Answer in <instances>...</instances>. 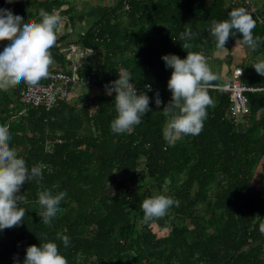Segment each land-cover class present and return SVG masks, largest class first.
I'll return each instance as SVG.
<instances>
[{
    "label": "trees",
    "instance_id": "trees-1",
    "mask_svg": "<svg viewBox=\"0 0 264 264\" xmlns=\"http://www.w3.org/2000/svg\"><path fill=\"white\" fill-rule=\"evenodd\" d=\"M92 1L104 5L89 25L79 12V0H0V8L24 22H39L41 9L57 13L69 27L68 33L57 35L54 46L60 52L57 45L67 48L66 66L72 47L95 51L78 71L81 85L100 91L124 68L137 93L149 96L152 111L129 133L114 134L115 94L83 95L46 111L16 108L22 103L23 83L0 91V125L9 128L10 147L29 168L39 164L43 172L39 184L32 181L21 188L28 201L20 205L26 212L21 225L0 231V264H23L27 247L46 242L58 245L67 264H264V235L259 232L264 222V92L248 93L249 114L234 119L228 117L230 97L209 89L213 105L199 135L172 144L162 135L167 118L161 111L171 99L167 82L172 70L161 57L200 54L224 66V79L217 75L216 85L229 80L233 53L242 52L236 40L242 36L230 37L228 51L221 52L208 28L213 20L228 19L231 10L246 9L245 1L114 0L112 6L105 5L108 0ZM248 13L255 20L253 36L260 41L251 50V62L244 66V60L239 67L243 65L245 84L262 87L264 77L252 66L255 57L264 59V24ZM188 28L196 36L193 47L183 50L179 36ZM6 44L0 42V52ZM56 184L53 192L67 195L47 226L39 217L37 193ZM160 194L179 205L163 218L143 223L142 201ZM58 235L69 237L67 248Z\"/></svg>",
    "mask_w": 264,
    "mask_h": 264
},
{
    "label": "clouds",
    "instance_id": "clouds-1",
    "mask_svg": "<svg viewBox=\"0 0 264 264\" xmlns=\"http://www.w3.org/2000/svg\"><path fill=\"white\" fill-rule=\"evenodd\" d=\"M14 0H6L13 3ZM39 22L27 21L8 9L0 8V42H7L0 52V91L16 87L23 83L35 87L42 79L49 76L50 66L54 64L50 49L56 45L57 31L63 18L55 12L39 11ZM255 20L245 8H236L229 12L228 19L211 22L208 31L213 38L218 51H228L225 47L230 37L239 33L242 38L236 40L237 45L247 46L256 51L259 37L253 36ZM196 34L188 28L180 33L179 39L184 41L182 49H191V41ZM161 59L165 67L171 69L167 89L171 92L170 101L164 105L163 115L167 118L162 130L164 140L172 144L189 135H199L207 116V108L213 105L209 89L217 87L214 83L219 77L207 65L200 54L188 52L186 58L176 55H165ZM252 68L264 77V59L257 60ZM239 77L242 69L238 68ZM119 78L105 85L106 95H114L116 117L110 123L114 134L129 133L134 126L142 123V117L152 110L149 107L150 98L146 92L137 93L136 85L128 70L121 68ZM151 91L150 85H145ZM155 104H162L159 93H156ZM11 135L9 128L0 125V231L19 227L26 215L21 204L27 203L25 195L20 191L24 184L43 179L41 165L29 168L26 161L18 157L17 151L10 147ZM167 181L165 190H167ZM53 188L37 193L36 203L40 206L39 217L43 224L51 226L56 217L61 201L66 197L65 191L54 193ZM179 202L171 197L160 194L146 198L141 203L142 222L153 223L163 218L172 206ZM259 232L264 235V222L259 224ZM64 247L70 240L66 235H58ZM18 264V262H17ZM23 264H67V259L61 255L55 242H46L39 247L31 245L26 248Z\"/></svg>",
    "mask_w": 264,
    "mask_h": 264
},
{
    "label": "built area",
    "instance_id": "built-area-1",
    "mask_svg": "<svg viewBox=\"0 0 264 264\" xmlns=\"http://www.w3.org/2000/svg\"><path fill=\"white\" fill-rule=\"evenodd\" d=\"M244 4L248 12L256 16L257 22L264 24L262 17L257 13V9L247 0ZM94 55L95 51L93 50L80 51L72 47L70 49V55L66 58L67 60H71V63L66 66L67 70H49V76L42 79L41 84L35 87L24 85L20 96L22 103L32 107H44L46 111H49L59 102L68 101L71 97L72 86L81 85L83 82L78 73L80 67L87 64L88 59ZM238 68L240 67L233 69L232 76L229 80L212 88V90H217L230 97L231 105L229 106L228 117L234 119L249 114L248 93L264 92V86L255 87L245 84L243 82V70L242 75L239 77L237 72ZM84 81L88 84L90 78L87 77ZM102 93L106 94L105 88L100 89L99 94ZM46 144L51 147L49 142Z\"/></svg>",
    "mask_w": 264,
    "mask_h": 264
},
{
    "label": "rangeland",
    "instance_id": "rangeland-1",
    "mask_svg": "<svg viewBox=\"0 0 264 264\" xmlns=\"http://www.w3.org/2000/svg\"><path fill=\"white\" fill-rule=\"evenodd\" d=\"M83 1V3H82ZM115 2L114 0H108L105 2V5H109V6H112L114 5ZM104 4H101L100 2H93L92 0H79V12L82 11V13H84L86 16H87V19H86V22L87 23H91L93 20H95L96 18H98L101 14H102V7H103ZM242 50L239 49L240 51L242 52H239V51H235L233 54L235 55L234 59H235V63H234V67L239 66L240 63H242V61H244V66H246L249 62H251L250 60L252 59L251 57V49H249L247 46H243L242 45ZM59 49L62 51L64 48L62 46L59 47ZM65 53L61 52V57L65 60ZM222 58L221 55H218ZM100 58V55L98 54L96 57H94L95 60H99ZM207 65L209 66L210 70L216 74V75H221L222 78L224 79V76L222 75L223 73V68L224 66H221V64H216L214 62H209L207 60H205ZM241 66H243L241 64ZM233 67V68H234ZM221 71V72H220ZM220 72V73H219ZM85 93V91H84ZM16 108L18 110L24 108V104L22 103H16ZM260 172V169L259 167H257L256 171H255V175H254V178H253V181L255 182L257 180V178L259 177L258 174ZM255 187H258V184L255 186Z\"/></svg>",
    "mask_w": 264,
    "mask_h": 264
},
{
    "label": "crops",
    "instance_id": "crops-1",
    "mask_svg": "<svg viewBox=\"0 0 264 264\" xmlns=\"http://www.w3.org/2000/svg\"><path fill=\"white\" fill-rule=\"evenodd\" d=\"M228 1H230V3H233V4H237L238 2H240L239 0H228ZM243 1H246V0H243ZM247 1H249L251 3V5H253L257 9L258 15L261 16L263 21H264V0H247ZM85 23L87 25L91 24V23H87L86 21H85ZM68 32H69V27L67 28V25H65L62 22V25L60 26V28L56 34L61 35L62 33H68ZM68 41L69 40H66L63 43L68 42ZM60 46H62L64 48L62 50V52L66 53L67 48L64 47L65 45L60 44ZM60 46L57 45V48H59ZM50 51H51L52 58L54 60V64L50 66L49 70H64V71H66L67 70L66 69V61L61 57V52L55 50L54 47L51 48ZM259 59H261V56L255 57V60H259ZM237 67H239V66H237ZM240 68H241V66H240ZM84 91H85V93H84ZM83 95L84 96L87 95V97L92 98L95 95H100V94H99V90L89 89V88L83 87L82 85L72 86L70 100H73V99H75L79 96H83Z\"/></svg>",
    "mask_w": 264,
    "mask_h": 264
}]
</instances>
